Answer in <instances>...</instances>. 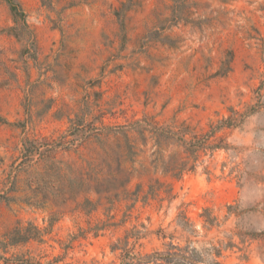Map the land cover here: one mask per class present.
<instances>
[{"label": "rangeland", "instance_id": "rangeland-1", "mask_svg": "<svg viewBox=\"0 0 264 264\" xmlns=\"http://www.w3.org/2000/svg\"><path fill=\"white\" fill-rule=\"evenodd\" d=\"M0 264H264V0H0Z\"/></svg>", "mask_w": 264, "mask_h": 264}, {"label": "trees", "instance_id": "trees-1", "mask_svg": "<svg viewBox=\"0 0 264 264\" xmlns=\"http://www.w3.org/2000/svg\"><path fill=\"white\" fill-rule=\"evenodd\" d=\"M11 10L14 14H16V7L12 5ZM37 230L34 233H31L27 228L23 229L21 227H16L14 230L8 235L7 244H18L22 242H26L31 238H35L37 236ZM117 245L112 246V250H115Z\"/></svg>", "mask_w": 264, "mask_h": 264}]
</instances>
